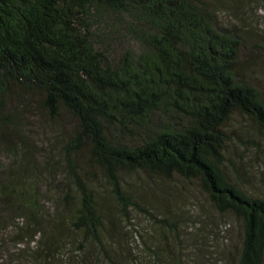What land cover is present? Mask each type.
<instances>
[{
	"label": "trees",
	"instance_id": "obj_1",
	"mask_svg": "<svg viewBox=\"0 0 264 264\" xmlns=\"http://www.w3.org/2000/svg\"><path fill=\"white\" fill-rule=\"evenodd\" d=\"M261 12L264 0H0V264H197L169 217L132 246L125 174L197 181L242 225L228 264H264V198L236 182L234 149L238 117L264 135ZM47 122L64 180L35 151Z\"/></svg>",
	"mask_w": 264,
	"mask_h": 264
},
{
	"label": "rangeland",
	"instance_id": "obj_2",
	"mask_svg": "<svg viewBox=\"0 0 264 264\" xmlns=\"http://www.w3.org/2000/svg\"><path fill=\"white\" fill-rule=\"evenodd\" d=\"M260 15L264 16V12ZM260 29L264 30V24L261 23ZM242 118H237V128L240 130L236 129L238 145L234 149L243 170H240L242 173L236 182L264 198V135L254 124ZM71 123L72 120L68 119L67 125ZM52 132L56 134L55 139H51ZM34 135L37 155L42 157L41 155L50 151L52 153L54 165L50 178L55 176L64 180L66 171L60 159L62 147L59 130L47 122L40 124ZM240 156L245 158L244 161ZM10 162L11 156L3 154L1 165L7 167ZM95 171L98 173V170ZM123 178L124 186L132 194L136 206L130 211L129 218H119V221L133 233L130 241L138 253L143 251V238L153 242L154 237L159 234L156 217L158 220L169 217L174 224V239L183 242V253L189 261L198 264L199 251L205 255L200 257V262L203 261L204 264H228L229 258H234L236 248L240 247L243 240L242 225L231 214H220L197 181H186L178 177L169 181L143 174H125ZM99 185L103 194H110V185L106 181H101ZM45 201L48 211L52 202L47 198ZM108 202L113 205L117 214L118 210L112 199Z\"/></svg>",
	"mask_w": 264,
	"mask_h": 264
}]
</instances>
